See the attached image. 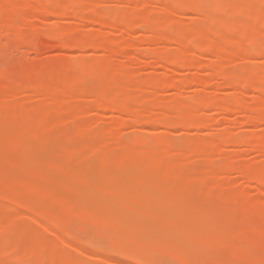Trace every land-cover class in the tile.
Masks as SVG:
<instances>
[{
  "label": "rangeland",
  "instance_id": "obj_1",
  "mask_svg": "<svg viewBox=\"0 0 264 264\" xmlns=\"http://www.w3.org/2000/svg\"><path fill=\"white\" fill-rule=\"evenodd\" d=\"M88 1L89 0H58L60 4L69 5L66 9L61 11V14H51L45 11V9L34 11L32 8H29L21 15L22 20L20 19L18 21L19 24H15L13 22V16H15L14 11L11 9L2 11L0 9V19L2 18L7 23L5 24L2 21L0 25V138L3 135V131L6 135H4L5 137L2 136L3 139L7 137V134L11 135V139L17 135V137H19V140L18 138L14 139V141L17 140L16 143H14L11 139V142L9 143L8 139L10 136H8L7 140H3L5 145H1L3 143L1 142L2 139H0V258L6 262H4L5 264H143V261L147 260L142 258V261L141 259H138V257H142L143 251L149 249L148 251H150V254L148 262L150 264H157V261L160 260H165L168 264H220L221 262L223 264V259L229 262L233 260V264H243L245 261L248 263L245 262L244 264H264V227L262 228V226H264V187L262 186L260 187L261 189H258L257 184L254 181H246L243 178L241 179L240 173H238V171H231L228 166L231 165L228 164V162H230L229 159L233 160L234 163L236 160H239L241 164L245 165L244 168H246L247 165L253 170L264 173V155L259 153V148L262 146L261 144H264V121H256L249 125L240 124L238 120L241 118L240 115L242 116L244 113L231 110L226 111V113H220L221 111L217 113L215 109L212 110L209 107V109H207V106L204 108L201 106L202 108L198 107L196 109V111H198V116L202 119L204 118L203 120L205 121L208 120L207 127L194 126L183 128L181 126H173V124L170 126L171 122L169 125L165 124L167 120L165 122L158 121L155 123L153 122L152 124H143L139 118L140 114H146L152 111L151 108L157 107L167 101H175L177 104H186L196 95H200L201 98H203L202 96H208L210 98L212 96L217 97L219 95H225L229 99L234 98L233 94H236L238 89H241V91L243 89L238 88L234 91V87H230L228 89L226 87H221L222 78L218 79V77H214L215 75L213 76L214 73L211 69L213 67H219V64L222 66H220L221 68L225 67V69H228L229 71H243L247 69L259 71L260 79L254 80L255 82L253 81V86L251 87L245 86L247 87L246 89L243 87V95L241 93L240 97L244 99V101L241 102H246V104L251 108L245 112H252V114L263 116L264 105L259 99L260 95L258 96L260 92L257 91H260L258 88L261 85H264V52L262 51L261 53L263 54L259 53L256 57H254L255 55L252 57V55H250V51L255 49L256 44L264 43V24L261 26L262 34L258 36L254 42L249 40L250 33L248 31H243L237 28L232 29L224 25L214 24L212 28L217 36V39H227L231 43V54L226 57L224 61L217 60V63L213 62L214 65L210 68L205 67L204 65L201 69L190 65L183 67L180 66V64L172 65L166 62H160L153 57L154 55H151L152 51L150 49H154L153 53L155 55L158 54V50L163 54H170L176 49L172 43L165 41L154 40L147 45L149 40H147V42L144 38L151 36L152 32L149 30L144 31L146 28L142 29L141 26L135 25L128 29L120 24H112L113 26L109 27H98L87 20L77 21V19L75 20V16H72L74 13L92 14L94 12H109V14L110 12H114V14L119 12L120 14H124L134 11V9L145 8V6L151 1L156 2L157 6H160L161 4L158 3L159 0ZM227 4V0H217L213 10L218 14H224V5ZM262 5L264 7V3ZM74 6H82L83 8ZM47 7L52 9L58 8L52 3L48 4ZM185 7L186 6H184V4H173L172 10L169 14H165L159 10L154 11L151 14V23L148 24L152 30L155 28L157 31L160 29L158 23L159 18L171 17V14L175 15L174 22L168 25V31L170 34L172 36L183 35L190 43L192 40H195L192 44V52H194L197 56V59L204 60L210 58L211 62L214 61L216 59L214 51H206V49H202L201 46H197L196 41L199 40L198 35L194 30H192L193 27L203 24L202 16L200 13L198 15V13L188 11ZM81 9L83 10L81 11ZM112 18H114V21L117 19L114 16ZM249 20L251 24L254 23V18H252V16H250ZM118 23H120V21ZM70 26L73 27L71 30L65 29V27ZM155 30H153V34ZM81 35H95L98 38L103 39L105 42L107 41L108 44L114 45L115 43V50L113 49L114 52H107L106 49L101 48L102 46L95 47L85 44L76 46L69 45V42H73V40L77 39ZM143 39L145 40V43L147 42L146 44L144 43L145 45L143 44ZM128 40L132 41V43H134L137 47H123V42ZM105 42L103 45L107 44ZM148 50L151 52L149 55ZM155 50L157 51L155 52ZM65 61L76 65L73 67L78 72H85L88 79H85L84 83L79 82L78 84L77 82V84H71L68 86L66 83L65 85L64 73H62L64 72L62 70L64 69L63 67ZM205 61L206 60H204V62ZM216 64H218V66H216ZM106 65L111 70L119 68V66L125 68L126 72L122 78L113 77L106 80L103 79V81L105 80L103 83L106 85L105 87H107V89H113L115 92V95L113 96H116V99L115 97L113 99L121 104H129V108L135 110V113L136 111L140 113L137 117L139 116L138 118L141 122L138 119L136 120L131 117L129 114L132 118L131 119L128 113L120 114L116 112L112 108V104L109 103H106V106L103 108H97L93 105L94 99L96 100L93 94L96 91L93 90L94 92L91 94L83 89V86L85 85L91 86V80L97 81L101 78L98 72L102 67H106ZM217 69L219 71V68ZM197 74L205 79V82L201 85L189 82V77ZM146 77L148 78V82L145 80ZM65 81L67 80L65 79ZM99 82H96L98 85H96V83H94V85L92 82V85L95 87L99 86V89L104 87L102 83H100V85H102L100 86ZM126 82H133L142 85L148 83L145 88L146 92L143 94H145L146 98L149 99L142 104L141 101L144 99L143 94H140L141 97L138 96V93L136 97H134L135 95H132L131 97H127L125 95V97L121 96V88L124 87ZM62 84L66 87L65 89L61 87L64 89V93L58 95V104L62 105L64 109L62 115L61 112L59 113L56 109V112L58 113H55L57 115H61L57 116L53 112V105L40 95L38 91L42 90L43 92H49ZM77 101H79V103H77ZM244 105L245 104H243V106ZM171 114L173 116L176 115L180 117L185 115L184 112L175 108L171 109ZM171 114H169L170 118L172 116ZM116 117L118 118L115 120ZM42 120L48 121V123L45 126H41V128L39 127L36 129L34 127V123ZM114 121L117 122L113 124ZM169 121H171V119H169ZM7 130L12 134L7 132ZM144 130H146L147 133L144 132ZM224 131L231 133V137L220 139L217 143V135ZM134 135L142 138L139 142H137L140 147L142 146L144 140H150L152 142L162 141L168 143L171 152L177 156L182 153L192 154V152L187 151L189 148L191 149L190 146L192 144L194 145V143L204 144V140L215 142L216 145L220 146V151L218 153L223 156L220 157V155H218L219 159L217 157L216 160L214 159V163L208 164L211 166L213 164L214 166H212V168L221 164L220 167L223 169V173L220 171V175H222L220 176L221 180L218 179V183H220L219 187L222 185L226 186L225 189L223 187L226 191L220 190V194L218 193L219 200L218 197L216 198V196H218L217 194L214 196L215 191H213L212 188V190H209L210 188L208 187V189H206L207 184H203V182L198 181L200 178L199 176L197 180L195 177V179L192 177V179H194V182L192 181L194 184H192L191 182L187 183L189 181H186L189 177L185 178V180H182L184 177H178L179 180L177 178H170L167 180V177L163 176V174L162 177H158L160 181L158 180L157 183L161 184H157L159 187L157 185H154V187V183L149 184L147 182L146 186H149L150 189L147 190L148 196H152L149 195V191L152 192L155 188H161L159 189L160 192L162 190V193L160 194H166L167 191H173L174 188L176 189H174L175 192L178 193L180 191V193L183 194V188L185 190V188L188 189V187L191 188V186L194 185L192 187L193 189L196 187V190H193V193L192 190L189 189L185 190L184 194L191 191V197H193L196 202V206L193 204L196 209L200 210L203 207L200 203L198 204L201 199V202L204 204L208 203L207 205H214V203H216L215 205L223 204V207H229H225L223 209L225 212L224 215L228 217L226 213L228 212L227 210H229V213L232 212L235 219L237 218L235 223L232 221L233 215L228 217H231V221L233 223L228 222V219L226 220V225H230V227L228 226L229 231L226 229L227 226L225 229L220 227L221 234L197 241L199 245L198 251L197 249L195 250V248L192 249L193 245L191 243L193 242H188L191 247L190 250L186 249L185 251L183 249L184 246H178L180 243V237L176 238L178 244H176V241L172 242L171 240L170 242L168 239L163 241L160 239L161 237L158 236L160 235V232L149 228L147 225L151 220L147 221V224L142 222L145 225L139 222L143 220L144 215L146 217L145 219H147V217L149 218V216L151 218L153 217V219L155 218L154 216L147 214L146 206H148V202L146 203V201H150V199L148 200V198L145 197L146 192H141L142 195L134 194L136 193L135 191L139 190L134 188V192L128 190L126 191L130 193V197L122 194L123 192L121 193L123 190L120 191V189L124 182L122 183L120 181H126L129 177L131 178H129L131 181L132 179H134L133 181L136 180L135 182L138 180L140 181V183L137 182V187L139 188L138 185L144 182L139 174L127 176L125 174L128 173L129 170L125 171V169L123 171V167H120L119 169H121L123 173L126 172L124 173L125 176H122L123 173L121 175L120 171L119 173L121 176L114 178V182H110L111 184L109 183L108 186L99 187L96 185V182L99 181V176L102 174V169L100 170L102 167V156L107 155L106 158L111 157L114 154L113 152H116V150L119 149L116 147H120L122 145L124 146L126 142L128 143L130 142L129 140L135 138ZM242 135H254L259 138V140L256 138L259 143L257 141V144L256 140H250L252 144L248 145H242L241 143L236 144L233 142L234 140H232V137H239ZM191 156L190 158L187 156V158L190 160L192 158ZM224 158H227L228 161L227 159L224 160ZM192 159H198L197 161L199 162L191 160L193 163L192 165L187 160V163L189 162L188 164L189 166L191 165V168H189L186 163L184 165L185 168L182 167L184 170H181L183 173L185 171L184 174H187L186 170L188 168V172L190 169H193L189 173L197 176L198 174L193 172L195 169L194 167L197 165L196 163L200 164L203 160L199 157L197 158V155H195ZM221 159L224 161L222 162ZM224 163H226V165ZM202 164L205 165V162L203 161L201 166ZM134 165H132L134 168H131V164L128 166L130 169H136L137 172V166L139 165H136V163H134ZM196 167L199 166L197 165ZM220 167H217V170H221ZM119 169L117 170L119 171ZM241 169L242 168H240V170ZM130 172L131 171H129V173ZM183 173L181 175L184 176ZM100 177L102 178V176ZM86 179H91L96 182L93 183V185L88 184ZM219 180L221 182H219ZM163 183L164 185H162ZM167 185H169L170 188H167ZM199 185H205L204 189H206V193L208 194L207 190H209L210 194L206 195L205 191H203L204 189L201 186L198 187ZM88 186L93 188L96 187V189H100L101 192L104 191V193L106 191L105 194L102 192V197L104 200H107L106 204L104 201L100 200L101 197L99 198L100 201L96 200V196H101V194L97 192H85L88 196L83 195L82 192ZM153 187L154 189H151ZM219 187L214 188L216 189V193L219 192ZM199 188L200 190H203L200 191ZM96 189L90 188V190ZM157 191L158 190H155V192ZM230 191H233V195L238 191H242L247 199L244 200L245 202L241 201L239 198H235V196L233 197V195H231L232 192ZM158 192L156 193V196L160 195ZM212 192L214 193L212 196L214 198H211L210 196ZM224 192H229L230 195L228 193V196L226 193L225 196L223 195L225 194ZM73 193L76 194L74 196L75 198L72 196ZM92 193L95 194L93 195L95 197L92 196ZM221 193L223 197H221ZM21 195L25 196V201L27 202H33V204L37 202L35 204L38 205L40 211L36 209L34 210V208L37 207H34L33 209L30 207L25 208L22 204L24 200L21 199L23 197ZM132 195H135V198L139 197L140 199H134V196L131 198ZM19 196L21 197L18 198ZM76 196L79 197L76 198ZM84 196H86V199L90 202H88V206H79L82 202L87 203V200L83 201ZM116 196L119 198L123 197L124 200H126L123 202L122 199V202L120 200L116 202L117 199H114L117 198ZM227 196H231L233 200H230L231 197L230 199L226 198ZM26 197L33 201H30V199ZM72 198L77 201L80 199L82 202L80 203L79 201L78 204ZM223 198L227 203L223 200ZM142 199L146 201H142ZM18 200H22V203H19ZM111 200L112 202L115 201L112 206H110L112 203ZM130 200H132V203ZM234 200H239L241 202L235 201L236 204H234L232 203ZM253 200H255L258 205H253L256 206V208L251 206L253 203L255 204ZM108 201L110 203L109 205ZM126 201H129L128 205ZM133 201L134 204L138 203V205L136 204L137 207H134ZM115 203L122 206L121 211L119 208H116L120 207L119 205H116L115 209L113 208ZM76 205L79 207L75 208ZM131 205L134 207L135 215L140 213V218L139 215L137 216L139 219L135 216L138 223L135 220L134 222L130 220H120L122 217V214L120 215V213H125L124 211L128 210L126 208H132ZM139 205L145 206V209ZM233 205L236 207V210L232 209L231 206ZM248 207H250V211L255 208L253 214L252 211L248 213L245 212L248 211ZM98 208L99 210H97ZM110 209L115 210L116 213H112L113 210L111 211ZM100 210L102 213L105 210L106 213L104 212L103 214H99ZM142 214L143 218H141ZM109 217H111V219ZM69 218H71V220ZM240 218L245 219L241 221ZM246 219L247 222L249 221V224L247 223V225L245 222ZM156 220L158 219H154L152 221L155 223V229L158 230V224H162L160 221ZM52 221L57 222L55 223ZM152 221L150 223H152ZM239 221L242 223H239ZM250 222H253V224ZM118 223L120 224L118 225ZM154 223L149 225L154 226ZM156 223L158 224L156 225ZM251 225H253L254 228L251 227ZM68 226H70V230L66 231ZM232 226L235 230L237 229V232L235 231L234 233ZM125 227L133 229L134 232L139 231L140 235L138 234L139 232L134 233L132 230L130 231ZM245 227L246 232L244 230ZM247 227H250V229L248 228V230ZM255 227L257 229L259 227L260 229L257 230ZM71 228L74 229V231L71 230ZM241 228L244 229L242 230ZM145 229L148 230V232ZM253 229L263 233L261 235L259 232L260 238L256 237L258 232H256V234ZM251 230L254 231V233ZM149 231H153V233H149ZM92 232L94 235H92ZM105 232H108L109 234ZM141 233L143 235H147L146 237H152V241L160 239V242L163 241V244H166L169 247L171 246L173 249L171 247H166V245L163 244L160 247L155 246L151 240L145 239L144 236L145 242L144 239L142 240L143 236L141 237ZM243 233H248L246 236L247 238L242 236L244 235ZM81 234L83 235L81 236ZM112 234L116 235L118 238L111 236ZM87 236L90 238L93 236L92 241L94 243L95 241L99 243V247L104 245L102 250H96L93 248L94 243H91V240H89L90 238H87ZM86 238L89 240L87 245L84 244L87 240ZM212 240H216V242H214L215 246L219 244V246H216L217 248L208 247L214 246ZM238 241L244 243H246L245 241H248V245H251L252 248L247 252L250 248V246H247L249 248H247L246 253L243 250L240 255L238 254L234 257L235 255L232 256L229 254V251H231L229 248H231V246L228 245L238 246ZM30 243L32 244L30 245ZM32 245L36 247L39 245L40 248L37 247V249H42L41 246H44V249H42L43 252L41 251L42 253H37L38 250H36L35 247H32ZM27 246L29 247L28 252H24ZM112 246H114V249ZM30 247H32L33 251L29 250L31 249ZM121 249H123V252L125 253L134 252V261H132L131 258L129 259V257L127 258L126 254L124 255ZM174 249L178 251H174ZM179 251H183V253H181L182 255H179ZM236 258L237 261L239 259L242 263L237 261L234 262ZM0 262L3 263V261ZM227 264H231V262H227Z\"/></svg>",
  "mask_w": 264,
  "mask_h": 264
},
{
  "label": "bare ground",
  "instance_id": "obj_2",
  "mask_svg": "<svg viewBox=\"0 0 264 264\" xmlns=\"http://www.w3.org/2000/svg\"><path fill=\"white\" fill-rule=\"evenodd\" d=\"M94 1H96V0H89L88 2H94ZM159 1H158V3L161 4L160 6H157L156 2L151 1L149 4H147L145 6V8H142V9H134V11H131V12H128V13H124V14L123 13L120 14L119 12H116L117 14L116 13L114 14V12H112V13L110 12V14H109V12H94L92 14L91 13H87V14H85V13L84 14L74 13V14H72V16L73 17L75 16V20L77 19V21H82V20L85 21V20H87L90 23H93V24L97 25L98 27H101V26L109 27V26H113L114 24H120V25H123V26L127 27L128 29L132 28L135 25L141 26L142 29L143 28H146V29H144V31L145 30L146 31L149 30L150 32H152L151 33V36H148V38H150V39H148L147 37L144 38L146 41L149 40V42L147 41L148 43L146 42L147 45L150 44L151 41H154V40H156V41H165V42L172 43L173 46L176 49L175 51H173V53H170V54H163L159 50H158L159 52L157 50H155V52L157 51V53H158L156 55L153 53V50L154 49H150L152 51V54H151L150 50H148V55H149V53L152 56L154 55L153 57L156 60H159L160 62H163V63L166 62V63L172 64V65L173 64L174 65H179L180 64V66H183V67L190 65V66H194V67L199 68V69H201L204 66L210 68V67H212V65H214V63H217V60H223L224 61V59L231 54V46H230L231 43L227 39L226 40L225 39L224 40H218L217 39V36H216V34H215V32L213 31V28H212V26L214 24L224 25V26H226L228 28H232V29L233 28H237V29H241L243 31H248L250 33L249 40L252 41V42H254L256 40V38L262 34V28H261V26L264 24V7H263L262 4L264 3V0H227V3L228 4L227 5H224V7H225V13L224 14H218V13H216L213 10V7H214V5H215V3H216L217 0H159ZM50 3L56 5L58 8H53L52 9V8L47 7V5L50 4ZM173 4H179V5L180 4L181 5L184 4V6H186L185 8L188 11L193 12V13H198V15L200 13V15L202 16L203 24L198 25V26L192 28V30H194L197 33V35H198V39L199 40L196 41V44H197V46H201L202 49L203 48L206 49V51H208V50L214 51V53H215L214 55H215V58H216L214 61L211 62L210 58L204 59V60H206L205 62H204V60L197 59V56L194 54V52H192V49H193L192 44L195 42V40H192L191 43H190V42H188L185 39V37L183 35L172 36L170 34V32L168 31V25L170 23H173L174 20H175L174 19L175 15H173V14H171V17L159 18V22L158 23H159V28L160 29L156 31L155 28H154L153 30H155V31H154V34H153V30L151 29V27L148 24V23H151V14L154 11H157V10L162 11L165 14H169L171 12V10H172ZM221 4H223V3H221ZM68 6L69 5H66V4H60L58 2V0H0V9L2 11L6 10V9H11L12 11H14L15 16H13L14 17L13 22L15 24L18 23V21L21 19V15L27 9H29V8H32L34 11L45 9V11H47V12H49L51 14H61V11L64 10V9H66ZM25 7H27V8H25ZM74 7L83 8L82 6H74ZM23 8H25V9H23ZM82 10L83 9H81V11ZM111 15H113L115 18H117V19H115L116 21H114V18H112L113 16H111ZM250 16H252V18H254V23L253 24L250 23V20H249ZM117 20H118V22L120 21V23H118ZM2 21L5 24H7L1 18L0 19V25H1V22ZM147 27H150V28H147ZM72 28H73L72 26L65 27L66 30H71ZM144 39L142 40L143 41V44L145 43V40ZM104 42L105 41L103 39H100V38H98L95 35L94 36H91V35H83L82 36L81 35L77 39L73 40V42H69V45L70 46H76V45H84L85 44V45H89V46L91 45V46H95V47L96 46L97 47L98 46H100V47L102 46L101 48L106 49L107 52H112V51L114 52V50H115L114 49L115 43H114V45L113 44H108L107 41H106L105 43H107V44L103 45ZM122 46L123 47H126V48H129V47L130 48H132V47L133 48H136L137 47L134 43H132V41H129V40L128 41H124L123 44H122ZM262 51L264 52V43H259V44H256V47H255V49L253 51H250V55H252V57L255 55L254 57H256L257 55H259V53L260 54H263V53H261ZM73 66H76V65H74L73 63H70V62H66L65 61L64 62V67H63L64 69L62 68L63 69L62 71H64V72H62V73H64L63 74L64 75V82H65L64 84L66 85V83H67V86L68 85H71V84H77V82H78V84H79V82L80 83H84V80L85 79H88V77H86L87 74L85 72H78ZM216 66H218V64H216ZM220 66L221 65L219 64V67H217V68H219V71H218V69L216 67H213L211 69H212V71L214 73L213 76L215 75L214 77H216V78L218 77V79L219 78H222V80H221L222 81V84H221L222 86L221 87H223V88L226 87L228 89L230 87L231 88L234 87L235 88L234 91H236V89H238V88H242L244 90L243 87H245V86L251 87V86H253L252 83H253L254 80H257V79L259 80L260 79L259 71H257V70L247 69V70H243V71H229L228 69H225V67L221 68L222 66L221 67ZM125 72H126L125 71V68H123L122 66H119V68H116V69L111 70L106 65V67H102L101 70H99V72H98L100 74V77L102 78V79L99 78L100 79V82H99V79H98L97 81L91 80L90 81L91 83L89 82L91 84V86H88V85H85L84 84L85 86H83V89H85V91L90 92L91 94L94 91H96L93 94L95 96V98H96V100L94 99L93 105H95L97 108H103L104 106H106V103L112 104V108L116 112H118L120 114H126V113H128V115L130 114L131 117L135 118L136 120L137 119L139 120V118H140L142 122L140 120L139 121L141 123H143V124H152L153 122L155 123V122H158V121L159 122H161V121L162 122H165L167 120L168 122L166 121L165 124L169 125L170 122H171V125L170 126H172V124H173V126L176 125V126H179V127L181 126L183 128H186V127H194V126L195 127H198V126H201V127L206 126L207 127L208 126V120L205 121V120H203L204 118L202 119L200 116L197 115L198 111H196V109L198 107H201V106L203 108L207 106L206 107L207 109H209V108L212 109V110L215 109L217 111V113L220 112V111H221L220 113H223V112L226 113V111H230V110L231 111H237V112L244 113V114H242V116L240 115L241 118L238 120L240 124H245V125L247 124V125H249V124H251L253 122H256V121H264V114H263V116H258L256 114H252V112H245L247 110H250L251 108H250L249 105L246 104V102H244V103L241 102V101H244V99L242 97H240V94L243 91V90L241 91V89L240 90L238 89L237 91H239V92L236 91V94H233L234 95V98H232V99L227 98L225 95H222V96L219 95L217 97L216 96H212L210 98L208 96L207 97L206 96H202L203 98H201L200 95H196L198 97H196V96L192 97V99L188 103H186V104H177L175 101H167V102H165L163 104H160L157 107L151 108L152 111H150V112H148L146 114H140L138 111H136V113H135V110L129 108V106H130L129 104H126V103L121 104L118 101H116L115 100L116 99V96H113V95H115V92L113 91V89H110V88L107 89V87H105L106 85L103 83L106 79H110V78H113V77L114 78L115 77L116 78H122L124 76ZM109 76H111V77H109ZM65 79L67 81H65ZM103 79H105V80L103 81ZM147 79L148 78L146 77V79H145L146 82H148ZM189 79H190L189 80L190 83H194V84H198V85L199 84L201 85V84H203L205 82V79H203V77L200 76L199 74L194 75V76H191V77H189ZM92 82H93V84L96 83V82L97 83L99 82V85H100V83H102L103 86L106 89L104 87H101L99 89V86L95 87L94 86L95 84L92 85ZM97 83H96V85H98ZM64 84H62L61 86L56 87L55 89H53L52 91H49V92H43L42 90H39L38 91V93L40 95H42L46 100H48L49 103H51L53 105V108L55 109V110L53 109V112L55 113L56 112V109H57L59 113L61 112V115H62V112H63L64 107L62 105L58 104V95H60L61 93H64V89L66 87ZM147 85H148V83H146L145 85H142V84L133 83V82H126L125 85H124V87L121 88V91H122L121 92V96H123V97H125V96L131 97L132 95H135L134 97H136L137 96V93L139 94L138 96H140V94L142 95L143 93L146 92L145 91V88L147 87ZM100 86H102V85H100ZM61 87H63L64 89L61 88ZM93 87H95L96 89L93 88ZM246 88L247 87H245V89ZM258 89H260V91ZM258 89H257L258 90L257 92H260L258 94V96L260 95L259 96L260 97L259 99L262 101V103L264 105V85H261ZM143 95H144V99H143V101H141L142 104H144L149 99V98L148 99L146 98L145 94H143ZM242 95H243V93H242ZM223 96H225V97H223ZM114 97H115V99H113ZM110 100H112V101H110ZM114 100H115V102H114ZM77 103H79V101H77ZM243 104H245V105L243 106ZM174 108L175 109H178V110H180L182 112H184L185 115L183 117L176 116V115L173 116L171 114V109H174ZM58 112H56V113H58ZM139 114H140V117L138 116L139 117L138 118L137 115H139ZM169 114L172 115L171 118H170V115ZM61 115H57V116H61ZM130 115H129V117H130ZM175 117H176V119H175ZM117 118L118 117H116L115 120ZM165 118H167V119H165ZM169 119H171V121H169ZM116 122L117 121H114L113 124H115ZM47 123H48V121H43V120L42 121H37L36 123H34V127L36 129H38L39 127L41 128V126L42 127L45 126ZM116 125H118V124H116ZM209 125H210V120H209ZM7 132H10V131L7 130ZM144 132H146V130H144ZM1 135H2V133H1ZM4 135L5 134H4V131H3V135L2 136L5 137L6 135L5 136ZM231 135H232L231 133H227L225 131L224 132H221L220 134L217 135V137H218L217 143H218V140L220 141V139H226L227 137H231ZM2 136L0 138V139H2V141H1L2 143H3V140H5V139L7 140L8 136H10V138L8 139V142L9 143L11 142V140H13V142L16 143L17 140L14 141L15 138H18V140H19V137H17L18 135L15 136V137L12 135L14 137V138L12 137L13 139H11V135L10 134L9 135L7 134V137L5 139H3ZM134 137L135 138H132L131 140H129L130 142H128V143L126 142L125 144L123 143L124 146L122 145L120 147H116V148H119V149H117L116 152L113 150L114 151L113 152L114 154L111 157L106 158L107 155L102 156L103 157L102 164H101L102 167L100 168V170L102 169L101 170V173L102 174L100 173L101 174L100 176H102V178L99 176V181H97V182L95 181L97 186H99V187H105V186H108L110 182L113 183L114 182L113 181L114 178H117V177L121 176L122 173H123V171L125 169H126L125 171H128V170L131 171L130 173H129V171H128V173L124 172V173H126L125 175H127V176L128 175L129 176H134V174H136V175L139 174L142 177V181H144V182L141 183L142 185L141 184L138 185L139 186V188H138L137 187V182L140 183V181L138 180L137 182H135L136 180L133 181L134 179H132V181H131L130 180L131 178L129 177L130 179L127 178L129 181L127 179H126V181H124V180L123 181H120L122 183L124 182V184L122 185V187L120 189V191L123 190V191H121V193L123 192L122 194L127 195V196L130 197V195H129L130 193L129 192H126V191L128 190V191L134 192V188L139 189V190L136 189L137 191H135L136 193H134V194H139V195L141 194L142 195L141 192H143V193L146 192L147 195L145 194V197H147L148 200L150 199V201H146L144 199H142V201H146V203L148 202V206H146L147 207V209H146L147 210V214H150V215L154 216L155 217L154 219H158L156 221H160L162 225L158 224L159 222L156 223V225L158 224V226H160V227L157 226L158 230H156L155 229V227H156L155 226V223H154V221H152V220H154L153 217L151 218L149 216V218L147 217V219H145L146 217L144 215V218H143V214L141 216V218H143V220H141L139 222L146 223L147 221L151 220L152 223H154L153 224L154 226L149 225V224H152V223H150L151 221H149V223L148 224L146 223V224L149 226V228H151V229H153V230H155L157 232H160V235H158V236L161 237L160 239L163 240V241L168 239V241L170 240V242H171V240H172V242H175L176 241V238L177 237H180L179 238V242L180 243L178 244L177 241H176V244H178V246L180 245V247L181 246L182 247L184 246L183 249L185 251H186V249L187 250H190L191 245L189 243H191V242H193V243H191L193 245L192 246V249L195 248V250L197 249V251H198L199 250V247H198L199 245H198V242L197 241L198 240H201V239H207L210 236H216L218 234H221L220 233L221 232L220 231L221 228L222 229H225V227L227 226L226 229H227V231H229L228 229H229L230 225L228 224V222L234 221V223H235V221L237 220V218L235 219V216H234V214H232V212L229 213V210H227L228 212L226 214L228 215V217L231 216V215L234 216V217L232 216V221H231V217L228 218L226 215H224L225 212H224L223 209L225 207L226 208H229V207L225 206L226 204L224 205L225 207H223V204H220V205L218 204L219 205L218 206V205H215L216 203H214V205L211 204L213 206L207 205L208 203L207 204H204L203 202H201L202 199L200 198L201 201L198 202V204L200 203L203 207L200 210L199 209H196V207H195L196 206V204H195L196 202L194 201V198L191 197V191H189L188 193L184 194V191L185 190H189V189L192 190V193H193L194 192L193 190H196V187H195V189H193V187H192L194 185H192L191 188L190 187H188V189L185 188V190L183 188V191L180 189L183 192V194L180 193V191L178 193L175 192L174 191L175 188L173 189V191L175 193L173 191H170L168 189L169 191H167L166 194H160V193H162V190H161V192L159 190L161 188H155L154 189V187H155L154 185L159 184L157 182H158L159 178L162 177V175L164 174L163 176H166L167 177V180H169L170 178H173V179H176L177 178L179 180L178 177H180V178L181 177H184V178H182V180H185V178L189 177L190 180H189V178H187L186 181H189L187 183H190V182L192 183V181L195 178L197 180L200 177L201 180L199 178L198 181L203 182V184L206 183L207 184L206 189L210 188L209 190H212L213 189V191H215V195H214L213 192L210 195L211 198H214V197H212L213 195L216 196V194L217 195H218V193L220 194V190L226 191V190H224L226 186H223L221 184L222 186L219 187L220 183H218V179H220V176L222 175V174L220 175V171L223 173V169L220 167L221 164L219 166H217L218 168L220 167L221 170H217V167H213L212 168V166H214L213 164H212V166L211 165H208V164L214 163V159L216 160L217 157L219 159V156L218 155H220V157L223 156L220 153H218L220 151V146L216 145L215 142H211V141H208V140H204V144L194 143L195 146L193 144L192 145L190 144L191 145L190 146L191 149L188 147L190 150L187 148L188 149L187 151L188 152H192L193 155L191 153H187V154L182 153V154H179L177 156L176 154H174V153L171 152V150H170V148L168 146V143H165V142H162V141L152 142L150 140H144L142 146L140 147L137 142H139V140H141L142 138L139 137V136L136 137L135 135H134ZM239 137H240V139H239ZM239 137H232V140H234L233 142L236 143V144H240L241 143L242 145H244V144H247L248 145V144H252L250 140H256V143L259 140V138H257L254 135H251V136L250 135H247V136L246 135H244V136L242 135V136H239ZM233 138H235V139H233ZM8 142H7V144H8ZM20 143H22V142H20ZM258 143H259V141H258ZM1 145H5V144L3 143ZM261 145L262 146H260V148H259V153H261V154L264 155V144H261ZM188 154H190V155H188ZM195 155H197V158L199 157L200 159H202L205 162V165L202 164V166H201V163L203 161L200 164L196 163L199 167H196L197 166L196 165L194 167L195 169H194L193 172H196V174H198L197 176H194V174H190L189 173L193 169L192 170L190 169L189 172L187 171V170H189V168H191V165L189 166L188 163L190 162V164L193 165V163L191 162V160L192 161L195 160V159H192V158H194ZM187 156H188V158H190V156L192 158L189 160L187 158ZM19 159H21V158H19ZM226 159L224 158V160H226ZM17 160H18V158H17ZM187 160L189 161L188 163H187ZM197 160H195V161L196 162H199ZM224 160H222V162ZM229 160L231 162V163L228 162V164H231V165H228L229 168L231 169V171H238V173H240L241 179L243 178L246 181H249V180L254 181L257 184L258 189L260 187H262V186L264 187V173H262L260 171H257V170H253L252 168H250L247 165H246V168L247 169L244 168L245 165L241 164L239 160L238 161L236 160L235 163H234L233 160H231V159H229ZM227 161H228V159H227ZM126 162L127 163L129 162V163L127 164ZM134 163H136V165H139V166H137L138 167L137 168V172H136V169L133 170V169H130L129 168L130 164H131V168H134L132 166V165H134ZM186 163H187V166H189V168L186 170V173L187 174H184L185 171H184V173L182 172V170H184L182 167L185 168L184 165ZM217 163H218V161H217ZM216 164H215V166H216ZM224 164L226 165V163H224ZM120 167H123V171L121 169H119ZM240 168H242V169L240 170ZM117 169H119V171ZM116 172H117V174H116ZM119 172L121 173V175H120ZM193 172H191V173H193ZM124 173H123L122 176H125ZM182 173L184 174V176L181 175ZM185 175H187V176H185ZM188 175H190V176H188ZM191 175H193V176H191ZM192 177L193 178L195 177V178L192 179ZM97 179H98V177H97ZM220 180H219V182H221ZM86 181H87L88 184H92V185H93V183H95L91 179H86ZM198 181H196V182H198ZM146 182L149 183V184H153L154 183L153 184L154 187L151 188V189H154V191H152V192L149 191V193H150L149 195H152V196H148V191L147 190H150V189H149V186H146L147 185ZM209 182H211V183H209ZM88 184H86V185H88ZM192 184H194V183H192ZM208 184H210V185H208ZM92 185H90V186H92ZM159 185H161V184H159ZM159 185H157V186L159 187ZM162 185H164V183ZM202 185H199L198 187L201 186L204 189L205 188L204 187L205 185L204 186H202ZM167 186H168L167 188H170L169 185H167ZM145 187H146V189H145ZM217 187H219L220 189H218L219 192L216 193V189H214V188H217ZM223 187H224V189H223ZM90 188L96 189V187L93 188V187H89L88 186L82 192V194L88 196L87 193H89V192H92V191H94L95 193L97 192V193L101 194V196H99V197L96 196V200H99V198L101 197L100 200L104 201V203L106 204L107 200L105 199L106 200L105 201L104 198L102 197V194L104 193V191H102L103 192L102 193L100 189H99L100 191L98 189H96L97 190L96 191V190H90ZM123 188H125V189H123ZM167 188H166V190H167ZM162 189H164V188H162ZM206 189H204L203 191H205ZM144 190H146V191H144ZM155 190H158L159 192L158 191L157 192L160 195L157 194L158 196H156V193L157 192H155ZM166 190H165V192H166ZM199 190H200V188H199ZM202 190H200V191H202ZM209 190H207L208 191V194H210V191ZM138 191H140V192H138ZM223 191H222V193H223ZM227 191H228V188H227ZM85 192H87V193H85ZM230 192H232L231 195H233V191H230ZM260 192H261V190H260ZM105 193H106V191H105ZM200 193H202V192H200ZM222 193H221V195H222ZM226 193L228 195L229 192H226ZM226 193L223 194V195L226 196ZM73 194H72V196L74 197L76 194L75 193H73ZM78 194H79V192H78ZM203 194H204V192H203ZM205 194L208 195L206 193V191H205ZM93 195H95V194L92 193V196ZM223 195L221 197H223ZM229 195H230V193H229ZM21 196L24 197V198L22 197L21 199L25 201V196L24 195H21ZM21 196H19L18 198H20ZM86 196H84V199L82 197L83 201L84 200H87L86 199ZM228 196L226 198H229L230 199L231 196L230 197H228ZM234 196H235V198H239V200H241V201H244V200L247 199L245 197V194L242 191H238V192L234 193L233 197ZM77 197H79V196H76V198ZM93 197H95V196H93ZM132 197L134 199H137V200L140 199L139 197H138L139 199L137 197L135 198V195H132L131 198ZM143 197H144V195H143ZM190 197L193 198V199H191ZM217 197H218V200H219V195L216 196V198ZM26 198H28V197H26ZM74 198H72V199H74ZM120 198L117 197V198H114V199L115 200L117 199L116 202L118 200L121 201L122 199H123V202L126 200V199L124 200L123 197L121 199ZM28 199H30V198H28ZM28 199H26V200H28ZM22 200H20V201L18 200L19 203H22ZM192 200H193V202H192ZM223 200H224V198H223ZM230 200L232 201L233 198L231 197ZM239 200H234V202H232V203L236 204L235 201H239ZM24 201H23L22 204L25 206V208L26 207H28V208L30 207V208L33 209L34 207H37V208H34V210L36 209V210H39L40 211V208L38 207V205L35 204L37 202L34 201L35 203L33 204V202L30 203V202H27V201L24 202ZM30 201H33V200L30 199ZM74 201H76L79 204L80 199H79V201H77V200L74 199ZM131 201L132 200H130V202ZM207 201H205V202H207ZM224 201L226 202V200H224ZM241 201H239V202H241ZM81 202L82 201H80V203ZM88 202H90V201L87 200V203L82 202L84 204L81 203L79 206H81V205L82 206L83 205H87L88 206ZM111 202H112V200H111ZM114 202H112L110 204L109 201H108V205L110 204V206H112V204ZM128 202L129 201H126L127 205H128ZM210 202L212 203L211 200H210ZM213 202H215V201H213ZM253 202H255V200H253ZM220 203H222V202H220ZM90 204H92V203H90ZM136 204L138 205V203H135L134 204V201H133L134 207L135 206L137 207ZM114 205L115 206L113 208L115 209V207H116L117 204L115 203ZM253 205H257V203L255 202V204L253 203L251 205L252 207H255L256 208V206H253ZM79 206L76 205L75 208L76 207H79ZM89 206H92V205H89ZM93 206H95V205H93ZM139 206H141V205H139ZM98 207H99V204H98ZM101 207L103 208L102 205H101ZM121 207L122 206L116 207V208L117 209L119 208L120 211H121ZM134 207L132 206V208H130V209L129 208H126L128 210L127 211L125 210L124 211L125 213H120V215L122 214V217L120 218V220L121 221L130 220V221H133L134 222V220L136 221L137 219H139L140 218V213H138V214L135 215L134 214ZM141 207H143L145 209V206L142 205ZM231 207H232L233 210L234 209L236 210V207H234V205L231 206ZM250 207H248V211H245V210L244 211L246 213L252 211V214H253V211L255 210V208H254V210L251 209V211H250L249 210ZM104 208H105V206H104ZM76 210H78V209H76ZM97 210H99V208ZM107 210H109V209H107ZM113 211H112V213H116L115 210H113ZM104 212H105V210H104ZM233 212H235V211H233ZM101 213H102V211L100 210V213L99 214H101ZM135 213H136V211H135ZM254 213H256V212H254ZM138 215H139V218L137 217ZM135 216L137 217V219H136ZM249 217H250V215H249ZM109 218L111 219V217H109ZM245 218H246V215H245ZM69 219L71 220V218H69ZM244 219H241L240 218L241 221H243ZM226 220L228 221L227 222L228 225H226ZM241 221H239V223H242ZM52 222H55V221H52ZM245 222H246V225H247V223L249 221L247 222V219H246ZM59 223H61V222H59ZM116 223H117V221H116ZM144 223H142V224L145 225ZM250 223L253 224V222H250ZM119 224L120 223H118V225ZM121 225H123V224H121ZM65 226H67V225H65ZM123 226H125V225H123ZM148 226H146V227H148ZM237 227H239V226H237ZM251 227H253V225H251ZM263 227L264 226H262V228ZM64 228H67V227H64ZM69 228H70V226H68V229L66 231H69L70 230ZM72 228H71V230L74 231V229H72ZM125 228L129 229L130 231L132 230V232H134L133 229H131V228H128V227H125ZM248 228L250 229V227H247V229ZM232 229L234 230V233L237 230V229L235 230L234 227ZM241 229L243 230L244 228H241ZM258 229H260V228L258 227ZM244 230L246 232V227H245ZM100 231H102V230H100ZM146 231L148 232V230H146ZM254 231H255V233L258 232V235L256 237L260 238L259 236H260V233L261 232L260 231H256V230H254ZM254 231H252V232L254 233ZM102 232H104V231H102ZM136 232H139V231H136ZM136 232H134V233H136ZM150 232L153 233V231H149V233ZM231 232H233V231H231ZM105 233H108V232H105ZM240 233H242V232H240ZM240 233H238V234H240ZM248 233H243L244 235H242V236L243 237L245 236V238H247L246 236H247ZM31 234H33V233H31ZM114 234H112L111 236H115L116 237V235H114ZM138 234L140 235V232ZM262 234L263 233H261V235ZM82 235L83 234H81V236ZM92 235H94L93 232H92ZM126 235H128V234H126ZM139 235H137V236H139ZM84 236H86V235H84ZM144 236H145V239L152 241V237L148 236L149 237L148 238V237H146L147 235H143L141 233L142 240L144 239ZM256 237H252V238H256ZM87 238H90V237L87 236ZM116 238H118V237H116ZM121 239H123V238H121ZM145 239H144V241H145ZM160 239L159 240H156L155 239L154 241H152V243H154L155 246H159L160 247L163 244V241L160 242ZM89 240H91L90 241L91 243H94L92 241L93 240V236ZM89 240L87 239L84 244L87 245L89 243ZM95 240H98V239H95ZM81 241H83V240H81ZM139 241H141V240H139ZM240 241H242V240H240ZM240 241H238L239 242L238 246H235L234 245L235 246L234 247V246H232L230 244L228 245V246H231V248H229L231 251H229L230 253L229 252L228 253L231 254L232 256L235 255L234 257H236L238 254L240 255L243 250L246 253L247 248H249L247 246H250V248L247 250V252L252 248L251 245H248V243H247L248 241H245L247 244L244 243V242H240ZM214 242H216V240H212L213 245L215 244ZM212 243H211V245H212ZM217 243H218V241H217ZM31 244L32 243H30V245ZM96 244H98V245H96ZM93 245H94L93 248H95L96 250H100V249L102 250V247H104V245L101 246V247H99L100 244L97 243L96 241H95V243ZM163 245H166V244H163ZM217 245L219 246V244H217ZM245 245H246V248H245ZM109 246H110V244H109ZM216 246L214 245V246H208V247H210V248H213L214 247L215 248ZM32 247H35V249L38 250L37 253H42L43 252L42 249H44V246H41L42 249H37V247H39V245L37 247L32 245ZM32 247H30L31 249H29V250L33 251L32 250ZM105 247H107V246H105ZM112 247L114 249V246H112ZM127 247H128V245H127ZM166 247H169V246L166 245ZM185 247H187V248H185ZM28 248L29 247L27 246L26 250L23 249L24 252L25 251L28 252ZM171 248L173 249V247H171ZM109 249H110V247H109ZM119 249H120V247H119ZM119 249H117V250H119ZM121 250L123 252V249H121ZM148 250L149 249H147L146 251H143L142 257H138V259H141L142 261H143L142 258H145V260H147V261H143V264H145L146 262H147L146 264L149 263L148 260H149L150 251H148ZM174 251H178V250L174 249ZM183 251L182 252L179 251L180 252L179 255H182L181 253H183ZM152 253H154V252H152ZM123 254L124 255L126 254V257L127 258L129 257V259L131 258L132 261H134V259H133L134 258V252H129V253L123 252ZM135 256H136V254H135ZM152 256H153V254H152ZM223 260H224V263L223 264H227V262L228 263L231 262V264H233V262H232L233 260H231L230 262L229 261H226L225 259H223ZM0 261H3V263L0 262V264L1 263L2 264H5L6 263L1 258H0ZM63 261H65V260H63ZM142 261H140V262H142ZM236 261H237V258L234 260V262H236ZM237 262L242 263L239 259H238ZM245 262H243V264ZM246 263H248V262H246ZM220 264H222V262ZM234 264H236V263H234Z\"/></svg>",
  "mask_w": 264,
  "mask_h": 264
},
{
  "label": "snow or ice",
  "instance_id": "obj_3",
  "mask_svg": "<svg viewBox=\"0 0 264 264\" xmlns=\"http://www.w3.org/2000/svg\"><path fill=\"white\" fill-rule=\"evenodd\" d=\"M157 264H168V262L165 260H160V261H157Z\"/></svg>",
  "mask_w": 264,
  "mask_h": 264
}]
</instances>
